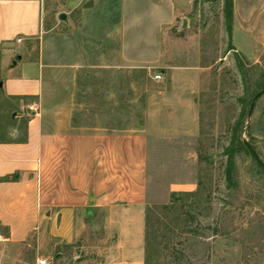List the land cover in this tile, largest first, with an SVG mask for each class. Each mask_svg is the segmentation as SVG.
Returning a JSON list of instances; mask_svg holds the SVG:
<instances>
[{
  "label": "rangeland",
  "instance_id": "obj_1",
  "mask_svg": "<svg viewBox=\"0 0 264 264\" xmlns=\"http://www.w3.org/2000/svg\"><path fill=\"white\" fill-rule=\"evenodd\" d=\"M226 1L173 0L172 18L159 19L157 27H141L162 45L160 64L128 68L120 77L113 73L109 113L107 99L96 94L92 98L89 91L91 98L82 100L85 108L74 116L82 125L109 121L134 128L150 113L156 124L164 118L162 110L169 116L175 113V136L149 142L147 207L169 204L174 191L196 195L168 210L155 208L151 223L157 229L160 264H264V176L251 155L241 151L236 155L237 183L228 186L224 177V149L241 120L242 139L264 161V94L248 118L254 96L264 88V0H231L228 13ZM71 3L46 0L44 21L68 40L78 25L95 19L76 20ZM101 27L88 32L99 34ZM50 38L53 42L54 36ZM184 65L192 66L186 77L172 69ZM156 74L160 80L154 79ZM173 75L178 76L175 82ZM191 78L195 86L185 82ZM55 87L52 78V105ZM118 90L124 101L118 99ZM93 227L88 222L73 242L65 243L50 237L48 230H34L26 241H11L8 229L0 226V264H100L106 259L101 247L116 237L102 236L101 228Z\"/></svg>",
  "mask_w": 264,
  "mask_h": 264
},
{
  "label": "crops",
  "instance_id": "obj_2",
  "mask_svg": "<svg viewBox=\"0 0 264 264\" xmlns=\"http://www.w3.org/2000/svg\"><path fill=\"white\" fill-rule=\"evenodd\" d=\"M71 8L76 20L95 19L68 40L45 26L46 0H0V226L11 241L48 230L71 243L91 222L116 237L101 247L100 264H143L149 142L175 136V113L162 110L158 124L150 113L134 128L82 125L74 116L89 91L107 99L109 113L113 73L160 64L162 45L141 27L172 18L174 3L72 0ZM88 25L103 29L90 33ZM191 68L172 66L183 77ZM117 97L126 98L120 90Z\"/></svg>",
  "mask_w": 264,
  "mask_h": 264
},
{
  "label": "trees",
  "instance_id": "obj_3",
  "mask_svg": "<svg viewBox=\"0 0 264 264\" xmlns=\"http://www.w3.org/2000/svg\"><path fill=\"white\" fill-rule=\"evenodd\" d=\"M227 13L231 11L232 3L231 0H227L226 3ZM244 131V123L243 121H239L237 124L236 132L229 143V145L224 149V153L227 157L226 166L224 169V177L228 186H232L237 183V164H236V155L241 151H245L253 158V162L257 166L259 172H261L264 176V169L262 166L255 160L253 154L245 144V140L242 139L241 133ZM249 135H251L250 127L248 126L247 131ZM252 148L257 152L255 146L248 142ZM258 154V152H257ZM9 177H4L1 180H7ZM196 195V192H187V191H174L170 195L169 204H164L162 206H148L146 207V225H145V244H144V264H160V259L158 256V235L157 229L151 223V216L156 209H170L177 204H184L186 196Z\"/></svg>",
  "mask_w": 264,
  "mask_h": 264
},
{
  "label": "water",
  "instance_id": "obj_4",
  "mask_svg": "<svg viewBox=\"0 0 264 264\" xmlns=\"http://www.w3.org/2000/svg\"><path fill=\"white\" fill-rule=\"evenodd\" d=\"M59 18H60L61 20L66 21L67 16H66L65 13H61V14L59 15ZM184 24H186V20L184 21ZM262 94H264V88L254 96V98H253V100H252V102H251L250 109H249V113H248V118H249V119H250V117H251V115H252V112H253V109H254V107H255L256 101L258 100V98H259ZM245 144L247 145V147L249 148V150H250L251 153L253 154L255 160H256V161L262 166V168L264 169V161L259 157V155L257 154V152L254 150V148H252V146L248 143V141L245 140Z\"/></svg>",
  "mask_w": 264,
  "mask_h": 264
},
{
  "label": "built area",
  "instance_id": "obj_5",
  "mask_svg": "<svg viewBox=\"0 0 264 264\" xmlns=\"http://www.w3.org/2000/svg\"><path fill=\"white\" fill-rule=\"evenodd\" d=\"M154 79H155V80H160V79H161V75H160V74H156V75L154 76ZM42 263H44V262H42Z\"/></svg>",
  "mask_w": 264,
  "mask_h": 264
}]
</instances>
